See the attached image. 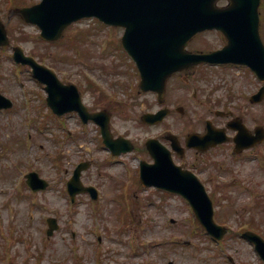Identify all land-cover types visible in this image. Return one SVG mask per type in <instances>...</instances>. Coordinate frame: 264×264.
<instances>
[{
    "label": "rangeland",
    "instance_id": "374dc122",
    "mask_svg": "<svg viewBox=\"0 0 264 264\" xmlns=\"http://www.w3.org/2000/svg\"><path fill=\"white\" fill-rule=\"evenodd\" d=\"M38 2L0 0V19L12 45L84 89L86 104L108 109L114 134L133 139L138 148L114 158L96 124L84 125L75 114L60 124L50 121L44 89L27 67H17L12 47L0 50V92L16 105L0 112V264H263L242 232L250 228L264 237V145L258 166L243 162L232 167L235 178L230 173L221 178V168L212 171L217 180L208 188L215 219L230 229L222 241L199 227L181 196L142 189L137 176L141 160L150 161L142 150L148 137L203 131L206 119H214L212 112L224 104L249 113L248 125L263 122L264 101L252 107L248 98L257 90V77L243 67L204 66L188 77L176 76L169 82L166 103L173 114L150 126L141 117L160 106L156 94L139 87V72L121 44L124 29L84 19L50 43L38 27L11 13ZM224 45L223 35L210 31L198 35L189 49ZM181 107L184 114L178 112ZM228 151L225 146L214 154L227 156ZM82 161L91 163L84 182L97 186L101 197L95 202L80 196L72 204L64 186ZM33 170L51 182L47 191L34 195L23 185L25 174ZM122 194L124 199L118 197ZM49 216L61 225L51 238L46 233Z\"/></svg>",
    "mask_w": 264,
    "mask_h": 264
},
{
    "label": "water",
    "instance_id": "95a60500",
    "mask_svg": "<svg viewBox=\"0 0 264 264\" xmlns=\"http://www.w3.org/2000/svg\"><path fill=\"white\" fill-rule=\"evenodd\" d=\"M216 1L44 0L42 4L19 13L27 21L40 25L43 35L49 39L60 38L66 26L84 16H97L106 23L125 26L123 44L143 74L144 90H156L163 94L165 81L173 72L202 62L248 64L264 79V46L259 34L258 14L261 0H231L232 5L223 9L216 7ZM215 28L229 39V45L223 51L206 55H189L184 52L194 35ZM0 34V44L7 43L1 24ZM15 57L19 61L31 63L43 80L45 76L50 78L45 80L50 86H60L52 72L26 58L20 49H16ZM50 92L54 94L53 90ZM10 106L9 100L0 95V108ZM103 133L105 138L111 139L108 128L104 127ZM122 150H132V146H124ZM83 168L80 166L75 171L71 190L79 183ZM188 177H177L181 182L179 189L191 201L205 228L221 239L226 230L215 225L211 201L197 181ZM28 178L35 189L46 186V182L36 173L30 174ZM160 179L157 168L144 169L145 183L160 185ZM244 236L256 244L264 259V240L252 232Z\"/></svg>",
    "mask_w": 264,
    "mask_h": 264
},
{
    "label": "flooded vegetation",
    "instance_id": "af4514ba",
    "mask_svg": "<svg viewBox=\"0 0 264 264\" xmlns=\"http://www.w3.org/2000/svg\"><path fill=\"white\" fill-rule=\"evenodd\" d=\"M224 115V113H223ZM227 117H230L229 115H225ZM226 126H229V122L227 123ZM170 135H163L161 138H160V141L166 146L168 147L169 149L172 150V155L174 157V159L177 161L178 164L182 165L184 168H188V169H191V170H194L195 172H198L199 171V168H198V165H197V162H196V159L195 157L192 155L193 157V161L190 160V157H189V154L191 155V152L194 151L192 149H186L185 148V145L186 143L183 142L181 139H179V143H180V152H177L173 149V143L172 141L169 139ZM262 144H257L255 147L249 149V150H246L244 151L242 154H241V157L245 156L246 154L248 153H253L254 151H259V148ZM197 154L199 155H204V154H201L199 152H196Z\"/></svg>",
    "mask_w": 264,
    "mask_h": 264
}]
</instances>
